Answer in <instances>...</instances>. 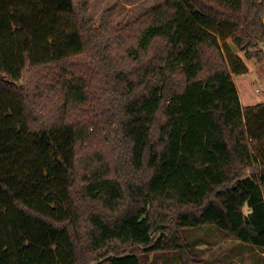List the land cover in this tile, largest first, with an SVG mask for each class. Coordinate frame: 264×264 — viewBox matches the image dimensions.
<instances>
[{
  "label": "trees",
  "instance_id": "1",
  "mask_svg": "<svg viewBox=\"0 0 264 264\" xmlns=\"http://www.w3.org/2000/svg\"><path fill=\"white\" fill-rule=\"evenodd\" d=\"M0 0V264H141L214 225L264 250V0ZM249 213H245V209Z\"/></svg>",
  "mask_w": 264,
  "mask_h": 264
},
{
  "label": "rangeland",
  "instance_id": "2",
  "mask_svg": "<svg viewBox=\"0 0 264 264\" xmlns=\"http://www.w3.org/2000/svg\"><path fill=\"white\" fill-rule=\"evenodd\" d=\"M166 0H93L90 17L100 25L104 12L114 6L118 7L115 16L117 23L135 21L152 8ZM247 63L249 73L234 75L233 80L244 107L264 103V57L249 58L246 52L239 51L232 45ZM264 49L263 44L251 48L254 53ZM249 213V209H245ZM186 244L191 251V260L185 263L177 250H164L152 253L140 252L141 264H264V250L246 245L214 225L186 228L182 230Z\"/></svg>",
  "mask_w": 264,
  "mask_h": 264
}]
</instances>
